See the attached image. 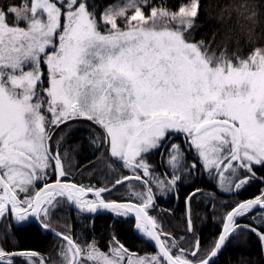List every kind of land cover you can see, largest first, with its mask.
I'll return each instance as SVG.
<instances>
[{
  "label": "snow or ice",
  "instance_id": "1",
  "mask_svg": "<svg viewBox=\"0 0 264 264\" xmlns=\"http://www.w3.org/2000/svg\"><path fill=\"white\" fill-rule=\"evenodd\" d=\"M200 7V0H113L99 15L97 0H20L0 7L3 235L13 240V229L35 227L58 243L55 259L0 246V264H216L234 235L249 233L264 252V190L226 210L207 249L198 238L183 247L185 237L176 239L149 213L152 183L171 192L198 167L229 193L264 182L256 175L264 168V47L243 57L229 54L227 43L216 45V33L197 39ZM73 124L88 130L108 167L133 174L116 178L112 187L71 180L67 154L60 152L68 133L56 132ZM181 137L183 144L176 143ZM184 146L194 157L190 167L181 164ZM154 154L162 162L167 156V179L153 175L148 157ZM129 180L147 189L136 194L139 202L103 198ZM199 191L186 197L188 234H194L190 202ZM64 204L82 214L112 213L116 224L134 214L137 232L154 242L155 254L132 252L115 235L104 251L94 239L81 243L71 229H54L52 217Z\"/></svg>",
  "mask_w": 264,
  "mask_h": 264
},
{
  "label": "trees",
  "instance_id": "2",
  "mask_svg": "<svg viewBox=\"0 0 264 264\" xmlns=\"http://www.w3.org/2000/svg\"><path fill=\"white\" fill-rule=\"evenodd\" d=\"M111 2L113 0H97L100 8ZM152 2L161 4L163 0H152ZM168 2L172 4L176 0H168ZM13 3L19 4L20 0H0V7ZM200 4L197 20L200 27L196 34L197 39L203 36L211 40L213 33H216V45L227 43L229 54L243 57H247L253 47H264V0H200ZM245 5L247 7H244ZM252 11H255L257 15L252 19H245ZM250 28L252 32L249 31ZM64 133L68 134L64 137L60 152L62 156L67 154L65 167L69 171L71 180L85 186L112 187L115 179L125 174L122 168H114L116 166H113L111 171L106 169L107 161L104 159L103 150L97 151L95 146L89 142L88 130L83 125L73 124L70 129L65 128L64 132L57 130L56 135L61 136ZM179 144H182L181 140ZM156 158L158 170L160 169L161 172L164 170L161 156L157 154ZM256 172L259 174L258 177H264V168ZM196 174L194 178L188 177L179 181L168 199V191L161 189L158 191L159 187L156 190L152 189L153 200L155 196L157 197L152 208V215L155 210L164 231L171 233L178 240L182 236L185 237L181 241L183 247H190L193 240L198 238L202 248L207 249L221 230V220H215V217L219 216L214 213L215 206L226 212L238 202L258 195L264 188V182L256 179L239 194L219 195L215 186L204 179L201 168L196 169ZM130 182L140 183L146 189L140 181L129 180L122 185H117L111 193H104L103 198L118 202L129 201L123 197L125 185ZM196 188L200 191L190 202V218L194 224V234H188L186 223L189 218V209L185 201L186 197ZM157 194L160 196L158 197ZM218 199L219 203L214 205L213 202ZM220 201L225 203L222 204ZM116 219L112 213L96 216L82 215L64 204L52 217V227L61 232L71 229L81 243L94 239L104 251H107L106 245L115 235L132 252L139 255L155 253L151 245L137 235L133 218L121 217L120 219L126 222L120 224L114 223ZM255 222L259 223L258 220ZM6 224V220L0 222V246L8 249H32L43 253L50 259L56 258L58 243L52 233L39 231L35 227L23 231L13 229L15 239L5 241L3 233L6 231ZM216 264H264V252L255 234L234 235L217 257Z\"/></svg>",
  "mask_w": 264,
  "mask_h": 264
},
{
  "label": "rangeland",
  "instance_id": "3",
  "mask_svg": "<svg viewBox=\"0 0 264 264\" xmlns=\"http://www.w3.org/2000/svg\"><path fill=\"white\" fill-rule=\"evenodd\" d=\"M103 10V8H100L99 10H98V12H97V15H99V11H102ZM145 11L147 12L148 11V9H145ZM44 71H45V77H44V79H45V82H46V72H47V69L45 68L44 69ZM182 138V137H181ZM183 139V138H182ZM176 143H180V141H176ZM185 148H186V151H188V153H189V150H188V148H187V146H185ZM185 152V151H184ZM188 153H186V157H187V159H186V161H181V164H184L185 162H186V164L190 167L191 166V163H192V161H193V155L191 154V153H189V158H188ZM156 156H157V154H154V155H151V156H149L148 157V162L150 163V165L152 166V173H153V175L154 176H157V177H160V178H163V179H166V178H168L169 176H170V174H171V169H170V167H169V165L167 164V156H165L164 158H163V169L164 170H162L161 172H160V169L158 170V167H157V163H156ZM114 168H120V167H118V166H116V167H114ZM106 169L108 170H110L111 171V169H112V167L110 168V167H108V165L106 166ZM121 169V168H120ZM166 169L168 170V171H166ZM202 169V168H201ZM263 168H259V167H257L256 168V171L257 170H262ZM115 170V169H114ZM119 170V169H118ZM122 170L125 172V174H123V176L124 175H132L133 173H131L129 170H127V169H124V168H122ZM120 171V170H119ZM140 174H141V176H143V172L142 171H140ZM195 174H196V170H194V173H193V178L195 177ZM197 174H198V172H197ZM196 174V175H197ZM202 174H203V176H204V179L208 182V183H210V184H212L213 186H215V188H216V190L218 191V193H219V195H222V194H224V195H232V194H234V193H229V192H226V191H221L220 190V188L218 187V184H217V181L216 180H214L212 177H210L209 175H208V173L207 172H205L203 169H202ZM181 175L182 176H184V177H187V172L186 171H182L181 172ZM256 175H257V177H258V172H256ZM145 178H147V179H150L149 177H145ZM183 180V179H182ZM181 180V181H182ZM179 182V181H178ZM177 182V183H178ZM151 187H152V189H157V185L155 184V183H152L151 184ZM249 186H247V188H248ZM147 189H145V188H143V186L140 184V183H137V182H130V183H128V184H126L125 185V194H124V199H128V200H132V201H135V202H139V200H138V198H137V193H143V192H145ZM160 190V188L158 189V191ZM245 190V189H244ZM262 190H264V188L262 189ZM243 191V190H242ZM171 193H172V191H171ZM170 192L168 193V196H167V199L168 198H170L171 197V194ZM158 195V197L160 196L159 194H157ZM219 195H217L218 197H219ZM156 199H157V197L155 196V198H154V200H153V202H152V205L150 206V208H149V213H150V215L151 216H153V217H155L156 219H157V221H158V223H159V225L161 224V222H160V220L158 219V217H157V214L153 211V215H152V208H153V205H154V201H156ZM214 199V198H213ZM215 201V200H214ZM222 204H224L225 202L224 201H220ZM214 203V205L216 204V203H219V199L218 200H216L215 202H213ZM213 205V204H212ZM213 205V206H214ZM219 207V206H218ZM214 210H215V215L217 216V214H219V216H217V217H215V220H221V222H222V218L221 217H223V215H224V213H225V211L223 212L222 211V209L220 208H217V206H215V208H214ZM218 211H219V213H218ZM155 214V215H154ZM158 215H160V213L158 212ZM161 216V215H160ZM216 221V222H217ZM222 224V223H221ZM136 233H137V235L138 236H140L141 237V235L136 231ZM144 239V238H143ZM155 252V251H154ZM150 254H155V253H150ZM143 255H145V254H143Z\"/></svg>",
  "mask_w": 264,
  "mask_h": 264
},
{
  "label": "water",
  "instance_id": "4",
  "mask_svg": "<svg viewBox=\"0 0 264 264\" xmlns=\"http://www.w3.org/2000/svg\"><path fill=\"white\" fill-rule=\"evenodd\" d=\"M121 202H127V201H121ZM69 206V205H68ZM70 207V206H69ZM72 210H74V211H76V212H78V213H80L78 210H76L74 207H70ZM104 213H107V212H104V211H100V212H98V213H96V214H88V213H80V214H82V215H86V216H96V215H99V214H104ZM131 218H133L134 219V221H135V217H134V214H131ZM135 230H136V228H135ZM137 231V230H136ZM143 240H145L146 242H148L150 245H151V247H152V249L156 252V249L154 248V242H149L146 238H144ZM224 249V248H223ZM217 259V258H216Z\"/></svg>",
  "mask_w": 264,
  "mask_h": 264
},
{
  "label": "flooded vegetation",
  "instance_id": "5",
  "mask_svg": "<svg viewBox=\"0 0 264 264\" xmlns=\"http://www.w3.org/2000/svg\"><path fill=\"white\" fill-rule=\"evenodd\" d=\"M180 140H181V143L183 144V139H182V138H180V139H179V140H177V141H180ZM184 151H185V154H186V153H188V151H186V148H185V146H184ZM187 156H188V158H189V153H188V155H187ZM189 159H190V158H189ZM171 194H172V193H171Z\"/></svg>",
  "mask_w": 264,
  "mask_h": 264
}]
</instances>
